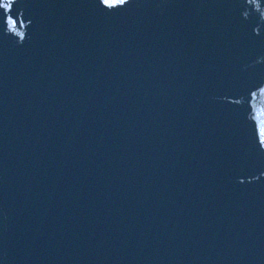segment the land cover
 I'll list each match as a JSON object with an SVG mask.
<instances>
[{
	"label": "water",
	"instance_id": "water-1",
	"mask_svg": "<svg viewBox=\"0 0 264 264\" xmlns=\"http://www.w3.org/2000/svg\"><path fill=\"white\" fill-rule=\"evenodd\" d=\"M0 128L148 182L264 264V0H0Z\"/></svg>",
	"mask_w": 264,
	"mask_h": 264
}]
</instances>
